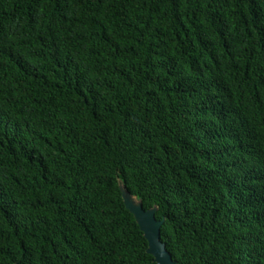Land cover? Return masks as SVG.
I'll return each instance as SVG.
<instances>
[{"label": "trees", "instance_id": "16d2710c", "mask_svg": "<svg viewBox=\"0 0 264 264\" xmlns=\"http://www.w3.org/2000/svg\"><path fill=\"white\" fill-rule=\"evenodd\" d=\"M264 264V0H0V264Z\"/></svg>", "mask_w": 264, "mask_h": 264}, {"label": "water", "instance_id": "95a60500", "mask_svg": "<svg viewBox=\"0 0 264 264\" xmlns=\"http://www.w3.org/2000/svg\"><path fill=\"white\" fill-rule=\"evenodd\" d=\"M119 190L125 207L134 216L140 231L143 233L147 242V253L153 257L154 263L174 264L166 251L165 244L160 241V228L163 221L155 220L156 208L144 211L141 202L136 197L131 196L121 184H119Z\"/></svg>", "mask_w": 264, "mask_h": 264}]
</instances>
